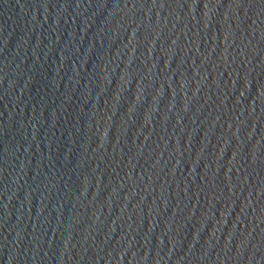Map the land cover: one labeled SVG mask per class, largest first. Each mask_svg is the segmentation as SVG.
Masks as SVG:
<instances>
[{
    "label": "water",
    "instance_id": "obj_1",
    "mask_svg": "<svg viewBox=\"0 0 264 264\" xmlns=\"http://www.w3.org/2000/svg\"><path fill=\"white\" fill-rule=\"evenodd\" d=\"M0 264H264V0H0Z\"/></svg>",
    "mask_w": 264,
    "mask_h": 264
}]
</instances>
